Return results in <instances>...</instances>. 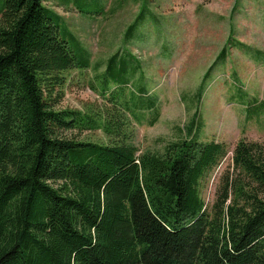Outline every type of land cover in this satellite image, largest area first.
<instances>
[{"label": "trees", "instance_id": "trees-1", "mask_svg": "<svg viewBox=\"0 0 264 264\" xmlns=\"http://www.w3.org/2000/svg\"><path fill=\"white\" fill-rule=\"evenodd\" d=\"M77 67L43 0H0V264H264V140L139 153L142 108L119 92L57 107ZM99 129L109 142L75 133ZM230 153L208 205L202 182Z\"/></svg>", "mask_w": 264, "mask_h": 264}, {"label": "rangeland", "instance_id": "rangeland-1", "mask_svg": "<svg viewBox=\"0 0 264 264\" xmlns=\"http://www.w3.org/2000/svg\"><path fill=\"white\" fill-rule=\"evenodd\" d=\"M43 4L78 64L63 74L58 108L99 111L107 104L103 87L119 92L132 108H142L143 120H133L130 136L139 153H164L169 143L190 136L225 141L231 149L241 138L264 140V0ZM75 133L110 140L100 129ZM229 167L231 153L203 180L208 205Z\"/></svg>", "mask_w": 264, "mask_h": 264}]
</instances>
